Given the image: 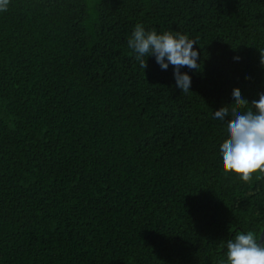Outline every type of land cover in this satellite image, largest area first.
<instances>
[{"label":"trees","instance_id":"obj_1","mask_svg":"<svg viewBox=\"0 0 264 264\" xmlns=\"http://www.w3.org/2000/svg\"><path fill=\"white\" fill-rule=\"evenodd\" d=\"M136 24L196 41L191 92L139 66ZM261 55L264 0H9L0 264H221L237 231L259 239L264 177L222 171L212 113L264 93Z\"/></svg>","mask_w":264,"mask_h":264},{"label":"clouds","instance_id":"obj_2","mask_svg":"<svg viewBox=\"0 0 264 264\" xmlns=\"http://www.w3.org/2000/svg\"><path fill=\"white\" fill-rule=\"evenodd\" d=\"M9 0H0V12L7 10ZM196 41L180 32L147 31L142 24L134 26L127 38L141 68L146 67L145 57H154L161 70L173 66L175 85L182 93L191 92V77L181 69L198 70L199 52ZM264 65V56L261 55ZM240 109H244L240 111ZM213 119L226 127V139L219 147L220 165L225 174H233L248 182L254 175L264 177V93L257 100L249 101L239 90H234L231 102L212 113ZM226 120L228 121L226 123ZM262 234V233H261ZM251 232L237 231L226 243L225 259L221 264H264V245Z\"/></svg>","mask_w":264,"mask_h":264},{"label":"water","instance_id":"obj_3","mask_svg":"<svg viewBox=\"0 0 264 264\" xmlns=\"http://www.w3.org/2000/svg\"><path fill=\"white\" fill-rule=\"evenodd\" d=\"M259 243H260L261 245H264V229H263V231H262L261 239H260Z\"/></svg>","mask_w":264,"mask_h":264}]
</instances>
